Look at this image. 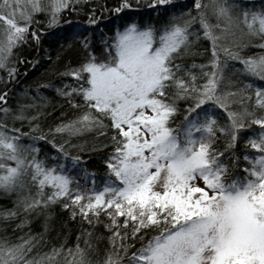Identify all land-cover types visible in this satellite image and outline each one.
I'll list each match as a JSON object with an SVG mask.
<instances>
[{"label": "snow or ice", "instance_id": "1", "mask_svg": "<svg viewBox=\"0 0 264 264\" xmlns=\"http://www.w3.org/2000/svg\"><path fill=\"white\" fill-rule=\"evenodd\" d=\"M86 3L0 0V69L8 74L6 83L16 78L17 69L8 66L14 49L29 36L40 43V34L30 32L39 23L35 16L45 13L47 27H59L66 10ZM169 6L183 8L174 0H117L111 8L89 9L87 27H77L65 49L75 53L77 63L70 56L60 72L75 83L56 89L81 110L75 120L45 131L39 113H26L35 103L14 112L7 106L8 91L0 93V193L18 197L0 219L14 220L21 206L31 213L60 205L72 209L73 219L80 215L90 224L104 216L111 235L103 264H264V84L242 79L264 82V55L245 58L240 52L249 45L236 39L239 32L264 49V7L193 0L192 8L177 13ZM145 7L170 15L158 23L124 15ZM106 13L122 21L111 35L101 26ZM202 41L211 45L207 64L178 62L201 55L192 49ZM226 69H231L227 76ZM181 101L183 121L174 127ZM9 119L27 121L29 130L9 127ZM253 125L258 134L244 139ZM93 131L106 138L102 148L112 151L102 189L95 187L93 173V187L85 192L70 174L69 162L79 166V152L88 149L70 138ZM65 135L69 139L58 144L56 137ZM25 138L48 143L58 155L41 159L40 148L23 144ZM241 142L251 152L237 154ZM25 189L28 194L21 195ZM21 240H0V264H56L62 254L71 257L67 264H90L79 243L67 253L53 248L29 259L33 238Z\"/></svg>", "mask_w": 264, "mask_h": 264}, {"label": "trees", "instance_id": "2", "mask_svg": "<svg viewBox=\"0 0 264 264\" xmlns=\"http://www.w3.org/2000/svg\"><path fill=\"white\" fill-rule=\"evenodd\" d=\"M237 3L247 5L249 9L255 8L259 11L264 7V0H236ZM42 3L47 4L48 0H42ZM117 3V0H89V3L76 5L77 11L66 10L61 17L60 26L55 28L47 27L48 16L45 13H40L35 16V20L39 23H34L31 31H37L40 34V43L36 44L29 36L28 43L21 45L14 49L13 55L10 57L8 66L17 69L16 78L11 83H6L7 72L0 69V93L5 90L8 91L7 106L15 112L19 105L36 104V107L26 109L27 115L39 116V123L41 127L47 131L58 124L67 123L75 120L80 114L81 110L74 109L67 101L66 98L57 94L56 89L62 88L64 84H74L75 82L70 77H63L60 72L65 70L69 57H72V63H77L78 57L74 52L70 53L65 51L67 45L72 42V32L77 28L83 29L87 27L86 19L89 9L92 7L99 8L100 5L106 4L111 8ZM193 0H174L175 12L181 10H188L192 8ZM194 14V9H193ZM129 18H134L139 22H153L158 23L168 18L170 13L161 12L159 15L154 11L142 8L138 12H129ZM70 21L71 23H66ZM212 22H215L214 20ZM122 23L115 16L105 14L101 22V26L105 27V32L111 35L114 28ZM236 39L240 43H246L249 46L243 48L240 52L242 56L257 58L264 55V49L253 46L259 44L260 41L252 39L247 36H241L237 32ZM211 45L208 41H202L194 46L192 51L201 53V55H189L184 57L183 60L178 61L183 63L186 67L195 64H207L211 58ZM59 56V59H58ZM48 57H51L49 59ZM223 58V57H222ZM25 61L20 63V61ZM230 65H235V68H241L238 62L230 61ZM193 71L199 72L198 69ZM231 73V69H226V76ZM235 78V77H233ZM245 83L253 82L255 85L264 84L262 81L252 80L250 77L242 78ZM48 85V87H42ZM43 97V99H41ZM79 102V98H76ZM180 114L175 117L174 127L181 125L183 121V109L186 107L185 102L181 101L179 104ZM239 105H233V108H238ZM223 122V120L221 121ZM8 126L20 128L21 131L27 132V121L21 123L20 121L13 122L11 119L7 121ZM258 127L253 125L252 128L243 134L244 139L248 135L258 134ZM69 139L66 135L64 137L57 136L56 142L63 143ZM72 144H79L85 146L87 151L79 152L82 157V163L76 168H72L69 162L70 174L79 181L80 189L82 191H89L91 188L81 179V172L86 171L88 174H95L96 182L95 187L101 190L103 187V178L106 174V158L111 153V147L102 148L107 140L103 136H97L95 131L87 132L82 136H74L70 138ZM25 145L35 143L40 148V158L45 159L48 156L58 155L46 142H35L31 139L25 138L22 140ZM93 146L102 148L99 151H91ZM218 147L220 150L224 148V139L219 141ZM237 154L245 151L251 152L250 149H245L244 143H238L235 150ZM72 153L77 154L76 149H72ZM227 155V153H226ZM242 160V158H241ZM230 163V161H228ZM75 187V185L73 186ZM35 192V189H32ZM25 189L21 195H27ZM18 197L13 194L11 196L0 193V212L15 208V201ZM18 212L17 217L9 222L0 219V240H7L10 244L21 243V238L27 240L33 238L32 251L28 254L29 259H39L45 253H50L53 248H63L67 253L68 249H75L77 243L81 249L85 250L86 258L90 264H103L106 253L110 250L109 233L105 224L108 223L106 217L101 216L100 222L88 223L80 215H76L75 219L72 218V209L65 210L60 205H56L50 209H40L36 212L26 213L23 211L22 206L16 209ZM122 219V218H121ZM22 228H17L16 225L22 223ZM91 233L89 236L88 234ZM79 237V240L77 239ZM88 241V244L85 243ZM90 245V247H89ZM139 247V243H137ZM71 257H65L63 254L58 257L56 264H67Z\"/></svg>", "mask_w": 264, "mask_h": 264}, {"label": "rangeland", "instance_id": "3", "mask_svg": "<svg viewBox=\"0 0 264 264\" xmlns=\"http://www.w3.org/2000/svg\"><path fill=\"white\" fill-rule=\"evenodd\" d=\"M81 179L90 187L92 188L93 185H92V182H91V175L89 174L88 177L85 176V172L82 171L81 172Z\"/></svg>", "mask_w": 264, "mask_h": 264}]
</instances>
